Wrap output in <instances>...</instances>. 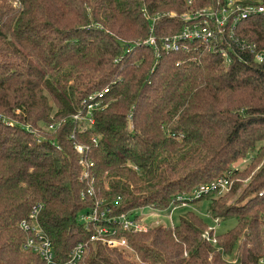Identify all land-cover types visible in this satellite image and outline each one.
<instances>
[{"label":"trees","instance_id":"16d2710c","mask_svg":"<svg viewBox=\"0 0 264 264\" xmlns=\"http://www.w3.org/2000/svg\"><path fill=\"white\" fill-rule=\"evenodd\" d=\"M185 2L0 0V264H44L22 248L35 205L57 261L86 243L79 264H264V63L225 64L197 42L147 46L151 24L156 36L180 31ZM166 12L176 16L152 22ZM256 20L241 32L263 42ZM223 178L234 180L224 197L187 203L210 197V216L236 225L216 234L187 211L119 229L140 262L92 240L81 220L97 201L110 216L176 209L179 195Z\"/></svg>","mask_w":264,"mask_h":264},{"label":"built area","instance_id":"2783aa9c","mask_svg":"<svg viewBox=\"0 0 264 264\" xmlns=\"http://www.w3.org/2000/svg\"><path fill=\"white\" fill-rule=\"evenodd\" d=\"M185 4L187 8L180 15V31L169 35L156 36L154 25L151 24L149 28L150 35L144 40L147 46L157 48L159 43L164 51L170 52L187 50L188 43L197 42L207 46L209 51L216 52L225 64H230L234 60L245 61L247 57L252 58L256 63H264V41L249 39L241 32L246 25L243 24L244 21L251 20V22L256 23V18L264 21V0H213L211 3L200 7L195 6V0H186ZM145 16L148 17L146 14ZM163 16L175 17L176 14L175 12H166L165 14L156 15L152 18V22ZM251 26L258 33L256 24ZM76 149L79 153L84 151V148L79 145ZM87 176V172L84 171L81 178ZM229 185L227 178L218 179L212 184L198 186L190 194L179 195L177 200L180 201L181 206H186L188 200L201 197L214 189L222 190ZM175 207V204H173L171 209L167 210L168 212L165 211L168 215L153 207L148 208L149 212H156V217L161 215L168 217L165 222L158 221L152 225L172 224L171 213ZM40 209L41 205L33 206L29 218L20 223V229L25 233L22 248L38 254L44 264H79L86 251L87 244L77 243L70 250L65 260L57 261L51 239L37 221ZM142 210L137 209L110 216L111 207L102 201H97L94 207L81 217V220L87 225H92L94 230L92 240L100 241L109 248L123 251L126 248H132L125 236L117 235L119 229L145 231L148 226H152L151 223L149 224L148 219L154 216L143 213ZM205 237L210 238L208 232H205ZM212 241L215 242V238H212Z\"/></svg>","mask_w":264,"mask_h":264},{"label":"rangeland","instance_id":"374dc122","mask_svg":"<svg viewBox=\"0 0 264 264\" xmlns=\"http://www.w3.org/2000/svg\"><path fill=\"white\" fill-rule=\"evenodd\" d=\"M251 157H252V154L251 155H247V157H245L244 159L238 160L237 162H235L232 165V168L233 169H237V170H244V169L248 168L251 165V163H252ZM228 175H230V173H228L227 176ZM246 179L243 180V183L245 181L247 182ZM233 181H234L233 179L230 180V185L232 184ZM226 191H228V188H223L222 190H218L215 194H213L210 197H212L214 200H219L220 197H224L225 196V192ZM208 199L202 200V201H200V202H198L196 204H188L186 206H179L178 208L174 209V211H172V213H171V217L173 218L172 219V223L173 224L174 223L175 224L178 223L180 217L185 212L193 211L197 215H199L206 222V225L208 226V228L211 229V230L213 229L214 233H216V234L224 233V232L228 231L229 229L233 228L236 225V219L234 217L228 218L226 220H217V219H214V218H212L210 216V214L208 212L209 211L208 208H209L210 202H209ZM232 202H234V197L231 198L228 201V204H230ZM179 205H181V204H179ZM142 212L146 213V214H151V215L154 216V217H150L148 219L149 224L151 223L150 225L156 224V222H158V221L159 222H165L167 220V218H168V217L165 216V215H168L166 212L163 213L165 215H161V216H157V217L155 216L156 212H153V211L149 212V209H147V208H144L142 210ZM120 252H122V254L126 258H128V259H130L132 261H135V262H140L139 259L136 257V255H135V253H134V251L132 249L126 248L125 250L120 251Z\"/></svg>","mask_w":264,"mask_h":264}]
</instances>
